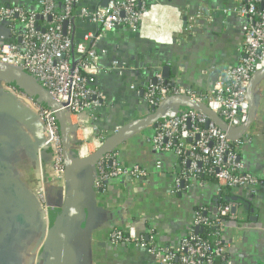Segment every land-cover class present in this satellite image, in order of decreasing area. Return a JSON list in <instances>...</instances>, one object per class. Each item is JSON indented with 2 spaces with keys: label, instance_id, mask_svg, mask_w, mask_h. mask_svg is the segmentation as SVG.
Masks as SVG:
<instances>
[{
  "label": "crops",
  "instance_id": "0c3cea01",
  "mask_svg": "<svg viewBox=\"0 0 264 264\" xmlns=\"http://www.w3.org/2000/svg\"><path fill=\"white\" fill-rule=\"evenodd\" d=\"M110 1L78 0V3L96 10ZM36 3L37 0H0L2 5L29 9ZM152 3L138 31L117 28L97 42L100 73L96 87L105 100L95 112L96 121L89 114L72 120L73 124L84 125L79 127L74 141L83 142L87 137L101 135L106 139L130 123L150 118L155 111L145 100V90L157 73L164 78L166 68L169 69L168 80L164 79L167 84L212 94L226 71L239 62L246 19L233 10L244 6L245 0H154ZM88 32L96 34L99 27L78 21L70 37L74 44L79 43ZM73 60L76 61L75 56ZM114 61L124 67L121 73L110 69ZM9 86L15 87L0 82V264H32L33 250L41 234V216L31 188L38 183L40 173L48 172L49 162L40 161L49 156L43 153L40 124L27 106L7 94ZM254 103L255 118L242 137L244 144L238 154L244 170L262 178L264 79L256 87ZM40 105L47 103L42 101ZM186 109L178 106L172 115ZM93 125L99 132H92ZM155 134L156 128L150 126L130 135L115 149L125 167L147 169V178L112 179L107 195L100 199L94 187L96 199H92L85 194L88 185L82 176V201L91 229L90 264H156L140 247L112 245L111 231L133 225L154 237L159 247L175 248L190 232L199 208L208 209L209 214L217 211L219 186L196 180L177 188L182 170L179 159L174 153L154 151L151 141ZM91 177L88 173L87 179L92 180ZM62 183L49 186L51 201L59 202L66 195L67 187ZM232 192L241 201H237V213L234 219L227 220L224 230L230 264H264V185L253 192L241 189ZM247 204L255 213H251Z\"/></svg>",
  "mask_w": 264,
  "mask_h": 264
},
{
  "label": "built area",
  "instance_id": "2783aa9c",
  "mask_svg": "<svg viewBox=\"0 0 264 264\" xmlns=\"http://www.w3.org/2000/svg\"><path fill=\"white\" fill-rule=\"evenodd\" d=\"M153 1L112 0L106 7L96 10L80 6L78 0H37L31 9L0 4V29L6 28L11 34L9 38L0 36V62L16 66L33 77L64 106L71 122L85 114L96 121L95 112L105 100L104 94L96 87L100 73L96 44L117 28L138 31ZM233 12L246 19L240 59L214 86L213 93L201 94L167 84L162 74L157 73L154 82L145 90L144 96L149 106L157 109L169 97L188 96L207 105L229 129H238L246 122L249 84L256 73L264 70V0H245V5ZM78 21L98 26L99 32H88L82 42L74 44L70 35ZM65 22H68L66 35L63 32ZM74 56L76 61L73 60ZM110 69L121 73L124 67L119 61H114ZM7 91L37 116L44 131L43 146L52 152L49 170L44 172L41 184L35 188V195L48 221L52 209L48 188L60 181L65 183L57 114L54 109L38 104L13 86L7 87ZM79 123V127L84 126ZM206 124L205 115L187 108L161 120L156 127L151 141L154 151L174 153L179 159L182 170L176 181L177 188L182 183L189 185L199 180L207 168L217 180L220 193L225 188L253 192L264 185V173L259 178L246 172L239 160L238 149L244 141L229 138L214 123L208 127ZM92 132H99L96 125H93ZM104 141L103 135L87 137L78 149L79 158L93 154ZM91 145H96V148ZM95 168L97 177L94 187L100 199L107 195L112 179L124 177L139 181L149 176V171L140 166L125 167L115 150L100 159ZM157 168H160V164ZM236 206L237 202L227 201L224 205H218L215 214H209L204 207L199 208L190 232L175 248L159 247L154 237H149L133 225L113 229L110 242L112 245L140 247L154 258L156 264H230L224 230L227 220L234 219L231 212ZM197 229L201 232L197 233Z\"/></svg>",
  "mask_w": 264,
  "mask_h": 264
},
{
  "label": "water",
  "instance_id": "95a60500",
  "mask_svg": "<svg viewBox=\"0 0 264 264\" xmlns=\"http://www.w3.org/2000/svg\"><path fill=\"white\" fill-rule=\"evenodd\" d=\"M107 6V5H106ZM105 6V7H106ZM68 22L64 23V34L66 35ZM0 36L9 38L10 31L6 28L0 29ZM168 71L164 70V79L168 80ZM264 79V70L256 73L249 84L247 99L249 102V113L246 122L238 129L232 130L214 113L207 105L192 99L188 96H174L166 99L162 105L153 109L155 113L144 121H137L126 125L118 130L114 135L105 139L104 143L93 154L79 158L78 149L82 146V142L74 141L76 133L79 129L77 124H73L66 112L64 106L60 104L53 95L45 90L38 82L26 74L22 69L0 62V82L14 85L19 91H23L29 97L33 98L39 104L43 101L56 111L60 135L63 148V166L65 169V186L67 187L66 195L59 202L51 201L52 206L49 220L45 219L46 215L41 209L35 188L41 184L42 175H39L38 183L31 188L38 210L41 216L40 237L33 250L32 264H90L91 256V236H90V220L88 219L87 208L83 204L84 190L82 189V179L87 181L86 195L96 199L94 190V181L97 177L95 165L106 154L114 151L130 135L144 130L150 126L157 127L158 123L166 118L172 117V110L178 106H183L196 110L207 117L206 127L210 123H214L233 140H240L248 132L254 121L256 107L254 103V95L259 82ZM7 94L14 97L20 104L26 106L14 95L6 90ZM33 113V112H32ZM34 114V113H33ZM36 121L40 124L37 116L34 114ZM42 131L43 127L40 124ZM43 141L44 143V131ZM73 145V147L71 146ZM44 147V146H43ZM43 153L49 157L41 162H51L52 152L44 147ZM41 166V165H40ZM39 166V167H40ZM41 170V168H40ZM88 173L92 174V180L87 179ZM87 174V176H86ZM83 176V177H82ZM64 193V192H63ZM247 204L251 213H255L254 209ZM238 208L234 207L231 214L236 215ZM254 220V219H251ZM200 233V229L196 230Z\"/></svg>",
  "mask_w": 264,
  "mask_h": 264
},
{
  "label": "trees",
  "instance_id": "16d2710c",
  "mask_svg": "<svg viewBox=\"0 0 264 264\" xmlns=\"http://www.w3.org/2000/svg\"><path fill=\"white\" fill-rule=\"evenodd\" d=\"M59 2V1H58ZM210 168H207L203 173L199 176L200 181H208L217 184V180L213 177L212 173H209ZM219 205H224L227 201H241L239 197H237L231 190L222 189L220 193Z\"/></svg>",
  "mask_w": 264,
  "mask_h": 264
}]
</instances>
